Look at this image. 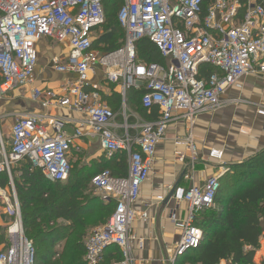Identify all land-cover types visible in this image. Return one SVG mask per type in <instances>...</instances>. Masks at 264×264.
Instances as JSON below:
<instances>
[{"label":"built area","instance_id":"1","mask_svg":"<svg viewBox=\"0 0 264 264\" xmlns=\"http://www.w3.org/2000/svg\"><path fill=\"white\" fill-rule=\"evenodd\" d=\"M104 0H0V96L10 90L30 86L37 64L36 43L49 38L66 43L65 61L51 58L60 73L75 74L61 93L32 88L31 99L43 108H65L79 118L69 135L64 125L68 117L43 113H11L13 121L6 136L0 116V173L9 177L13 198L9 201L0 187V199L8 203L12 222L6 226L7 244L0 251V264H34L35 249L23 232L19 203L11 180V168L23 158L40 169L49 182L67 180L71 169L72 143L83 136L98 138L102 152L127 155L125 176L109 169L94 174L90 184L104 203L114 202L108 220L85 240L86 264H100L105 250L116 246L122 259L114 264H135L131 252L132 223L146 219V211L134 208L141 185L151 172L158 144L173 120L189 127L203 111L222 105L225 91L240 78L253 75L264 83V0H213L203 12L204 0H122L117 21L123 42L117 49L100 53L93 46L96 28L105 23ZM147 38L165 63H142L136 58V43ZM208 64L214 72L204 77L199 66ZM99 67L105 81L120 84L121 90L140 88L141 105L155 106L157 116L135 124L130 134L116 130L117 116L104 101L91 78ZM89 86H92L88 89ZM122 115L125 117L123 104ZM257 113L264 116V107ZM190 141V137L186 138ZM77 149V148H76ZM189 149L195 154L194 145ZM208 157L221 161L223 151L210 149ZM220 188V174L202 184H192L181 194L185 216L171 218L180 232L174 255L198 247L202 231L195 216L214 206ZM161 196L157 200H162Z\"/></svg>","mask_w":264,"mask_h":264},{"label":"crops","instance_id":"2","mask_svg":"<svg viewBox=\"0 0 264 264\" xmlns=\"http://www.w3.org/2000/svg\"><path fill=\"white\" fill-rule=\"evenodd\" d=\"M102 26L95 29L93 40L102 32ZM67 50L66 43H58L45 37L37 41V64L33 82L30 86L13 89L5 94H9L7 98L10 101L8 104L5 103L3 109L0 108V116L4 117L11 113L47 112L68 117L71 121L64 125V129L71 135L75 120L79 118L77 113L65 108H43L38 101L32 100L30 95L32 88L61 93L62 86L67 80L76 79L75 74L57 72L51 64V58L55 56L65 61ZM165 61L163 59V64ZM98 70L99 67L96 68L90 85L98 87L101 99L117 113L114 122L119 133L124 132L120 126L124 124L125 118L130 134L136 133L135 124L155 119L157 109L153 108L155 114L151 111L144 113L133 99V91L141 90L140 88L131 87L123 92L120 84L108 83L104 80L101 70ZM114 91L120 94L118 102L111 96ZM5 95H1L0 98ZM105 97L108 99H103ZM222 102L218 108L201 112L191 127L179 119L168 125L165 138L156 148L149 177L141 185L138 199L134 204L137 211H146L148 215L146 219L137 218L132 223L131 234L134 239L131 242V252L135 264H174L176 259L174 247L180 232L173 226L171 218L181 219L185 216L187 206L181 201L182 192L192 184H202L212 175L220 174L221 179L234 166L243 164L264 151V116L257 113L258 108L264 107V83L253 75L242 77L225 91ZM123 104L125 117L121 111ZM3 119L1 128L8 136L10 126L5 128ZM188 136L190 141L186 140ZM189 143L194 145L195 154L191 153ZM72 147L70 163L75 156L83 154L88 161L96 159L101 168L106 167L119 174L127 172V155L126 164L119 166V158L102 152L95 136L77 138L73 141ZM210 149L222 150V160L216 161L208 157ZM2 189L6 198L11 201L13 195L10 186ZM15 196L18 201L16 193ZM159 196L163 199L157 200ZM7 204L0 199V251L4 250L7 244L6 226L12 222V217L6 210ZM112 248L110 246L105 250L102 264H113L110 255ZM253 261L264 264V230ZM219 264L228 262L221 260Z\"/></svg>","mask_w":264,"mask_h":264},{"label":"trees","instance_id":"3","mask_svg":"<svg viewBox=\"0 0 264 264\" xmlns=\"http://www.w3.org/2000/svg\"><path fill=\"white\" fill-rule=\"evenodd\" d=\"M119 1L122 2L104 0L103 3L105 23L102 32L93 40L94 47L102 53L117 49L123 42L124 33L117 21V12L107 10L110 6H118ZM212 1L204 0L202 15ZM112 17L115 18L108 21ZM136 53L139 62L163 64L157 48L147 38L136 43ZM214 70L208 64L199 66V72L204 77ZM133 92V99L142 112L155 114V106L149 110L142 107L143 91ZM111 96L119 101L118 92L114 91ZM112 155L119 158V166L126 164L124 152ZM103 169L106 167L94 171L90 179ZM71 170L67 180L52 183L39 168L32 166L28 158H23L11 168L23 232L35 249L34 264H86L83 242L86 231L105 223L114 211V202H101L89 193V188L79 177H72ZM109 170L115 176L126 175V172L119 174ZM7 185V174L0 173V187ZM110 205L112 211L109 210ZM194 224L202 231L201 241L198 247L177 256L174 264H219L221 260H226L228 264H257L253 257L264 230V151L234 166L220 179L214 208L200 211ZM111 247V257L120 261V250L116 246Z\"/></svg>","mask_w":264,"mask_h":264},{"label":"rangeland","instance_id":"4","mask_svg":"<svg viewBox=\"0 0 264 264\" xmlns=\"http://www.w3.org/2000/svg\"><path fill=\"white\" fill-rule=\"evenodd\" d=\"M121 1H119V5H121V3H120ZM118 5V6H119ZM117 5H116V7H114V6H110L109 8H107V10H112V11H114L115 13L118 11V7ZM115 17H116V15H115ZM114 17V18H115ZM113 17L112 18H110V19H108V21H111L112 19H114ZM98 50V52H100V53H102L101 51H100V49H97ZM98 71H100V70H98ZM9 95V94H8ZM8 95H5V97H2V98H0L1 100H0V108L1 109H3L4 108V105H5V103L6 104H8L9 103V98H7V97H9ZM9 107V106H8ZM6 111H8V109H5ZM5 110H3V111H5ZM2 114H6V113H2ZM1 114V115H2ZM12 121H13V117L12 116H7V117H4V119H3V126H5V128H7V127H9L10 126V124L12 123ZM87 157L86 156H84L83 154H81L80 156H75L74 157V160L70 163L71 164V168H72V170H71V175H72V177H79V179H81V181L82 182H84L86 185H87V187L89 188V193H91L92 195H94L95 196V191H94V189L92 188V186H91V184H90V175L94 172V171H98V170H100L101 169V165L99 164V163H97L96 162V159L95 160H91V161H88L87 159H86ZM83 179V180H82ZM8 196H10V195H7V197ZM10 200H12V199H10ZM214 208V206H212L211 208H208V209H213ZM109 210L110 211H112V206L110 205L109 206ZM206 210V209H205ZM61 221H58V223H60ZM99 226V225H98ZM96 227L95 226H93V227H91L89 230H87L86 231V234H85V236L83 237V242H84V244H85V240H86V238H87V236L95 229ZM114 262H117V261H114L113 260V264H114Z\"/></svg>","mask_w":264,"mask_h":264},{"label":"water","instance_id":"5","mask_svg":"<svg viewBox=\"0 0 264 264\" xmlns=\"http://www.w3.org/2000/svg\"><path fill=\"white\" fill-rule=\"evenodd\" d=\"M173 191V190H172ZM172 191H171V193H170V196H171V194H172Z\"/></svg>","mask_w":264,"mask_h":264}]
</instances>
